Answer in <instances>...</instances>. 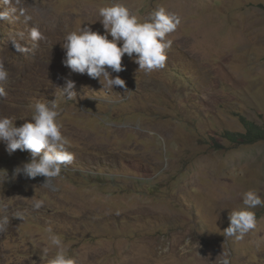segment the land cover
<instances>
[{
  "label": "rangeland",
  "instance_id": "rangeland-1",
  "mask_svg": "<svg viewBox=\"0 0 264 264\" xmlns=\"http://www.w3.org/2000/svg\"><path fill=\"white\" fill-rule=\"evenodd\" d=\"M113 2L0 0V117L19 127L36 103L54 102L75 156L44 186L43 176L13 179L31 154L0 142L10 220L0 264H48L49 227L75 264H220L224 252L231 264H264V206L243 239L224 234L245 192L264 200V141L225 137L245 132L241 118L264 123V0H118L141 20L162 6L181 23L165 37L164 67L145 73L125 54L111 73L125 88L105 89L63 64L62 44L80 26L104 34L98 10ZM34 27L44 39H31Z\"/></svg>",
  "mask_w": 264,
  "mask_h": 264
},
{
  "label": "clouds",
  "instance_id": "clouds-1",
  "mask_svg": "<svg viewBox=\"0 0 264 264\" xmlns=\"http://www.w3.org/2000/svg\"><path fill=\"white\" fill-rule=\"evenodd\" d=\"M99 20L104 34L92 31L89 27H81L78 31L66 34L62 44L65 52L63 64L73 73L87 74L92 79H98L105 89H113L114 86L125 88V81L118 75L113 77L112 72L119 73L124 70L122 57L127 54L133 57L139 69L150 73L156 68H162L167 60L166 49L171 47V40H166L167 34L174 32L181 23L180 17L175 13H169L164 7H158L141 20L124 3L113 2L110 6L100 7ZM111 37L109 40L108 37ZM33 41L44 39L38 28L30 32ZM118 43L120 46H118ZM18 50L20 49L19 46ZM111 69V72L108 71ZM103 77V82H101ZM8 72L0 63V82L6 81ZM74 81H65V87L61 90L66 99H73L76 93L71 91ZM127 91V90H126ZM130 92V91H128ZM6 95L4 88L0 87V96ZM60 112L54 103L38 102L34 106L31 120H26L21 126L14 125V120L8 117H0V142L6 145V150L11 153L17 149L27 150L31 154L28 162L14 169L12 178L23 175L34 179L37 176L45 177L44 186L59 177L62 166L71 164L75 159L73 153L67 151L68 141L61 134L57 117ZM0 185L8 178L6 170H2ZM43 201L36 200L35 208H40ZM244 208L233 211L229 216V226L224 230L225 236L243 239L244 236L256 227V216L251 210L257 206H264V200L254 191L243 194ZM7 205L0 204V232L7 230L10 223ZM19 215V214H17ZM49 241L56 246V254L48 260V264H75L66 249L63 241L49 227ZM48 248L43 249L47 256ZM183 251V248L181 249ZM220 264H231L229 253L224 252Z\"/></svg>",
  "mask_w": 264,
  "mask_h": 264
},
{
  "label": "trees",
  "instance_id": "trees-1",
  "mask_svg": "<svg viewBox=\"0 0 264 264\" xmlns=\"http://www.w3.org/2000/svg\"><path fill=\"white\" fill-rule=\"evenodd\" d=\"M241 120L245 132H226L225 137L229 141L240 145H250L258 141H264V123L260 125L248 119L241 118Z\"/></svg>",
  "mask_w": 264,
  "mask_h": 264
}]
</instances>
